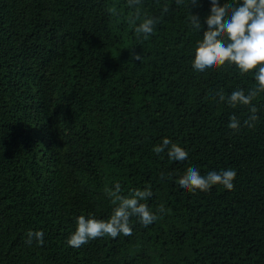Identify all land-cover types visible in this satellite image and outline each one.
Returning <instances> with one entry per match:
<instances>
[{
    "label": "trees",
    "instance_id": "obj_1",
    "mask_svg": "<svg viewBox=\"0 0 264 264\" xmlns=\"http://www.w3.org/2000/svg\"><path fill=\"white\" fill-rule=\"evenodd\" d=\"M189 4L0 0V264H264V92L244 126L249 106L218 93L257 87L256 70L197 72L211 4ZM145 17L159 21L147 39L135 32ZM165 137L185 161L153 151ZM189 167L234 169V188L189 192L177 182ZM145 188L152 224L132 216L131 236L68 246L77 217L107 220L117 197Z\"/></svg>",
    "mask_w": 264,
    "mask_h": 264
},
{
    "label": "clouds",
    "instance_id": "obj_2",
    "mask_svg": "<svg viewBox=\"0 0 264 264\" xmlns=\"http://www.w3.org/2000/svg\"><path fill=\"white\" fill-rule=\"evenodd\" d=\"M182 0H176L180 4ZM130 6L138 5L140 0H128ZM198 0H190L189 7L196 5ZM210 14L206 17L207 29L203 32L202 40L196 42L195 56L192 66L197 72L208 69H216L226 63L235 65L241 74H246L256 70L254 73L257 87L249 90L244 89L233 91L229 96L223 92L218 93L221 102L236 107L237 105L249 106L251 115L244 120V126L253 127L258 120V109L252 101L259 93L264 92V0H230L229 3L221 5L220 0H210ZM163 12H168L165 5ZM135 18L140 19V11L136 10ZM189 23L194 30L201 31L202 24L199 16L189 12ZM157 18L145 17L138 26L135 27L137 35H143L145 39L154 33ZM136 61H141L139 53H133ZM228 127L234 131H239L241 121L235 116L230 117ZM167 150L168 157L175 161H185L188 152L178 143H173L165 137L162 144L153 148L157 154ZM237 176L234 169H222L219 172L210 171L206 175H201L195 167H189L186 174L178 179V184L189 192L209 191L214 185H223L226 189L234 188L233 181ZM163 178V177H162ZM120 191L119 185L116 192ZM109 195L110 190L106 189ZM153 195L150 188L144 190L135 189L130 197H117L120 203L114 207L112 215L107 220H98L94 216L86 217L80 215L76 218L77 228L67 238V244L73 248H80L104 235L116 238L118 235L131 236L133 232L130 226V218L136 216L144 226L152 224L157 219V214L153 213L147 204L142 203L145 198ZM116 199L113 203H116ZM160 211H163L161 207ZM26 243L31 244L36 240L41 246L44 244L43 231L29 230Z\"/></svg>",
    "mask_w": 264,
    "mask_h": 264
}]
</instances>
